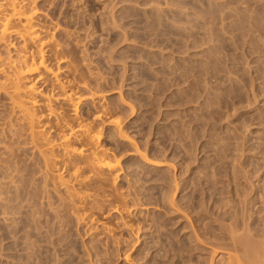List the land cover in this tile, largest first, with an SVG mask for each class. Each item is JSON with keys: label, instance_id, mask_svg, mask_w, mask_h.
Instances as JSON below:
<instances>
[{"label": "rangeland", "instance_id": "obj_1", "mask_svg": "<svg viewBox=\"0 0 264 264\" xmlns=\"http://www.w3.org/2000/svg\"><path fill=\"white\" fill-rule=\"evenodd\" d=\"M21 1L52 71L23 90L10 64L37 47L0 40V264H231L233 232L264 247V0ZM60 119L114 169L81 140L67 155Z\"/></svg>", "mask_w": 264, "mask_h": 264}, {"label": "bare ground", "instance_id": "obj_2", "mask_svg": "<svg viewBox=\"0 0 264 264\" xmlns=\"http://www.w3.org/2000/svg\"><path fill=\"white\" fill-rule=\"evenodd\" d=\"M20 2H22L21 0L19 1V0H0V40H6L7 38H9V37H11V36H13V35H15V36H18L19 38H21L23 41V44H29L30 45V43H31V45L33 44V48L34 47H37L36 49H37V51L38 52H36L35 51V53L34 54H37L36 55V57L34 56V55H32L33 53H31L30 52V54H31V57L32 56H34V58L32 57H30V55H28V54H26L28 51H24L25 50V48H24V50H23V54H22V57H21V55L19 56V58H17L16 57V60H12L13 62L10 64V63H8L7 65H8V67H6V68H11L12 67V69H10V71L12 70L13 71V73L12 72H10V74L12 75V77H15L16 78V80H18V81H22V80H26L27 78H28V76L29 75H31V74H34V73H36V72H38L39 71V73H40V75H41V73H42V71H43V73L46 71V73H50L52 70L48 67L49 65L48 64H46L45 63V60L43 59V57H45V56H43L44 55V53H43V55H42V51H45L43 48H42V46L44 45V38L43 39H41V36H39V34H38V32H42V31H40L39 29H37L36 28V25L37 24H35L34 23V18H35V11L33 12V11H31V13H29V12H27V10L26 9H24V7H22V6H24L23 4H21ZM23 3V2H22ZM26 10V11H24V10ZM37 30H39V31H37ZM40 35H42V34H40ZM8 40V39H7ZM6 40V41H7ZM9 41V40H8ZM7 43V42H6ZM46 43V42H45ZM10 44V43H9ZM47 45V44H46ZM45 46V45H44ZM43 46V47H44ZM25 47V46H24ZM27 47V46H26ZM45 48V47H44ZM43 49V50H42ZM34 50H35V48H34ZM24 52H26L25 54H24ZM30 57V58H29ZM14 59V58H13ZM9 62H11V59H10V61ZM9 64H10V66L11 67H9ZM1 65V64H0ZM2 65H4V64H2ZM1 65V66H2ZM6 65V64H5ZM4 65V66H5ZM1 66H0V68H1ZM3 68V67H2ZM2 69H0V71H1ZM5 71V70H4ZM41 71V72H40ZM56 73H57V71H56ZM56 73H55V71H54V77H56L57 75H56ZM38 74V73H37ZM43 75V74H42ZM52 75H53V72H52ZM9 76V75H8ZM38 77H41V76H39V74H38ZM53 77V78H54ZM9 78H10V76H9ZM9 78H8V80H9ZM30 78V77H29ZM54 79H58V78H54ZM11 80V79H10ZM13 80V79H12ZM28 80V79H27ZM21 81H20V85H21ZM57 81V84L59 83L58 81H59V79L58 80H56ZM11 82V81H10ZM14 82V84H13V89L15 88V92H16V94H18V92L19 91H21V88L19 89V82H15V80L13 81ZM66 83V82H65ZM68 83V82H67ZM66 83V84H67ZM10 84H12V82L10 83ZM19 86H18V85ZM24 84V81H23V83H22V85ZM26 84V83H25ZM55 84V83H54ZM53 84V85H54ZM66 84H64V82L63 83H61V80H60V83L58 84V87H60V90L62 89L63 90V94H64V98L66 99L67 98V100L68 101H71V102H74V100H75V95H74V93H70V91L71 90H68V91H66V86H64V85H66ZM22 85L20 86V87H22ZM70 86V84H68V86L67 87H69ZM23 87H24V85H23ZM22 87V88H23ZM27 87V86H26ZM57 87V88H58ZM71 87V86H70ZM10 88V87H9ZM13 89H12V92H13ZM26 89V88H25ZM59 89V88H58ZM68 89H70V88H68ZM11 90V89H10ZM23 90H24V88H23ZM36 90V88L34 87V86H32V84H31V86L29 85L28 87H27V89H26V91H29V93L31 94V93H33V95H34V92H37V90ZM61 90V91H62ZM11 92V91H10ZM69 92V93H68ZM11 94H15V93H11ZM93 94V93H92ZM32 95V94H31ZM12 96V95H11ZM62 96V95H61ZM18 97V96H17ZM21 97V95L19 96V98ZM75 97V98H74ZM12 98H14V96H12ZM77 98H78V96H77ZM92 98V97H91ZM14 100V99H13ZM18 101V98H16V96H15V100L14 101ZM22 100V99H21ZM20 101V100H19ZM18 101V103H16V104H19L20 105V107H22V105L21 104H23V103H26L25 101L23 102V103H21L22 101H20L19 102ZM34 102H35V100H34ZM70 102V103H71ZM14 103V104H15ZM31 103V102H30ZM37 102H35V104H36ZM69 103V104H70ZM15 104V105H16ZM32 104H34L33 103V101H32ZM31 104V105H32ZM18 105V106H19ZM26 105V104H25ZM25 105H23V106H25ZM72 105H74V103H72ZM32 106H35V105H32ZM31 106V107H32ZM76 106V105H75ZM27 107H28V105H27ZM23 108V107H22ZM21 108V109H22ZM25 108V107H24ZM32 109H34V108H32ZM23 110V112H24V110H26V108L25 109H22ZM21 110V111H22ZM28 110V109H27ZM26 110V111H27ZM71 110V109H70ZM76 110V109H75ZM20 111V110H19ZM31 111V109L29 110V112ZM22 112V113H23ZM34 112V111H33ZM76 112V111H75ZM25 113V112H24ZM26 113H28V111L26 112ZM25 113V114H26ZM71 113H73V112H71ZM20 114H21V112H20ZM25 114H22V117L21 118H24L25 120H29L30 118H31V121L30 122H32V123H35V121L33 122V120H35V118H37L38 119V117L36 116L35 117V115L36 114H34V113H29V114H31V115H29V114H27V115H25ZM32 114H34V116L32 115ZM75 114V113H74ZM25 116V117H24ZM26 116H31L30 118H26ZM33 116V117H32ZM75 116H77V115H75ZM75 116H74V118H75ZM62 117V116H61ZM70 117V116H69ZM34 118V119H33ZM64 118V117H63ZM67 117H65V119H66ZM81 119L80 118V116H78L77 117V120H79V119ZM23 119V120H24ZM37 119H36V121H37ZM62 119V118H61ZM60 119V121H62L63 122V125H61L60 124V126L58 127V129H60V128H63V131H62V129H61V131L63 132H61L62 133V139H61V141L63 142V144L62 145H65V149L67 150V153H65V154H67V155H70V156H73V155H78V156H80L81 154H82V152H84L83 151V149L82 148H78V147H76L77 145H76V143L78 142V141H83L84 143H82L81 141V143L80 144H78V145H81V144H84L85 146H83V148L84 147H88L89 148V150L88 151H90L91 150V153H89L88 154V158H87V154L85 153V157L84 158H86V159H84L83 158V160H85L86 161V163H85V165L88 163V164H90V166H91V168L92 169H94V170H91L90 168V170L91 171H95L96 169H98V170H100V171H102V169H106V168H112V169H114V167L116 166V163H112L111 161H109L108 159L106 160V158H105V156H106V154L105 155H102V156H100L99 155V152L101 151V150H99V145L97 146V144H99L98 143V139H100V137H98V136H100L99 134H98V136L96 135V133L94 134V133H92V131L90 130V124L88 123H84V120L82 119V121H76V119H74L75 121V123H74V125H76V126H74V127H71V128H69V127H67L66 128V126H70V123L72 122V121H70V123L68 122V120L66 121L67 123H69V125L66 123V124H64V122H65V119L64 120H61ZM71 119H73V118H71ZM70 119V120H71ZM26 122H28V126H29V121H26ZM39 122V121H38ZM58 123V122H57ZM60 123V122H59ZM31 124V123H30ZM35 125V124H34ZM57 125V124H56ZM66 125V126H65ZM71 126H73V125H71ZM57 128V127H56ZM67 129H69L68 130V133H66L65 131H67ZM92 129V128H91ZM70 131V132H69ZM60 133V132H59ZM35 134V133H34ZM41 135V134H40ZM34 137H35V135H33ZM60 141V140H59ZM74 141L76 142L75 143V145L76 146H74ZM52 143V142H51ZM47 145V144H46ZM81 146V147H82ZM80 147V146H79ZM42 149V148H41ZM84 149H87V148H84ZM97 149H98V151L99 152H97ZM48 150V149H47ZM47 150L45 151V150H43L44 152H47ZM103 151V150H102ZM85 152H87V150L85 151ZM47 154V153H46ZM84 154V153H83ZM91 154V156L93 155V158H90V160H88L89 159V157H91V156H89ZM100 154H103V153H100ZM69 156V157H70ZM65 157V156H64ZM71 158H73V157H71ZM81 158H82V156H81ZM66 159V158H65ZM70 160V159H69ZM68 160V162L67 163H69L70 162V164H71V161H69ZM87 160H88V162H87ZM48 161V160H47ZM65 161V160H64ZM49 162V161H48ZM47 162V163H48ZM81 162V161H80ZM90 162V163H89ZM75 163V162H74ZM74 163L73 164H71V165H74ZM83 163V162H82ZM118 163V162H117ZM70 165V166H71ZM76 165H77V167H80V166H78V164L76 163ZM76 165H75V167H73V168H71V169H73V171H74V168H75V171L78 173V170L80 169H78L77 167H76ZM82 165V164H81ZM87 167L89 166V165H86ZM89 166V167H90ZM85 167V166H84ZM77 168V169H76ZM82 168V167H81ZM86 170H88V169H86ZM97 170V172H98V175H99V171ZM80 171H81V169H80ZM80 171H79V173H80ZM104 171V170H103ZM76 172H73V173H75V174H73V173H71V174H73V175H76L77 173ZM82 172V171H81ZM96 172V171H95ZM96 172V173H97ZM102 174V173H101ZM105 174V173H104ZM80 174H77V176H79ZM74 177H76V176H74ZM80 178V177H79ZM75 179V178H74ZM78 179V178H77ZM76 179V180H77ZM78 181H80V180H78ZM84 181V180H83ZM82 182V181H81ZM80 184H82V183H80ZM71 185V184H70ZM71 186H73V185H71ZM75 189V188H74ZM75 192V191H74ZM80 195V194H79ZM78 197V196H77ZM81 199V198H80ZM234 233V232H233ZM232 233V235H233V238H234V240L235 241H237V243H238V247L239 248H236V250L237 249H240L241 251H242V253H240V252H238V254L236 253V255H232L231 257H232V259H233V261L234 262H230L229 261V263H231V264H241L242 263V261H244L245 260V258H246V260L248 259V264L250 263V264H264V247H263V245H262V243H260L259 245H261V247H262V249H258V247H260L259 245H257L258 247H256V246H254V248L256 249L257 248V250H254V252H252L253 251V249H252V245L249 243V240L247 241L246 240V238H244V237H242V238H240V237H238V235H236L235 233L233 234ZM247 237V236H246ZM264 242V241H263ZM241 245H240V244ZM252 243V242H251ZM234 244H236V243H234ZM235 247H237V245H235ZM251 250V251H250ZM240 253V254H239ZM232 259H230L231 261H232ZM243 264V263H242Z\"/></svg>", "mask_w": 264, "mask_h": 264}]
</instances>
